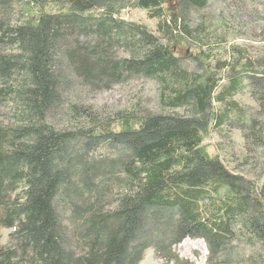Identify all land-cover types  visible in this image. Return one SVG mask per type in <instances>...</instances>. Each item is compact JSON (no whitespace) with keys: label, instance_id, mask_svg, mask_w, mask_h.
<instances>
[{"label":"trees","instance_id":"1","mask_svg":"<svg viewBox=\"0 0 264 264\" xmlns=\"http://www.w3.org/2000/svg\"><path fill=\"white\" fill-rule=\"evenodd\" d=\"M14 1L0 0V107L13 111L0 120V229L11 230L0 264H139L147 249L190 264L173 252L185 238L205 242L208 264H225L215 258L237 240L259 247L250 260L264 264V180L230 172L202 146L238 123L246 149L264 151V52L244 61L232 45L228 59L192 55L186 68L172 45L193 38L185 19L207 0H177L175 15L168 0H24L35 13L15 24ZM127 8L157 19L160 36L122 20ZM137 78L158 84L160 113L100 120L70 103L73 128L48 121L70 93ZM247 86L255 113L232 100Z\"/></svg>","mask_w":264,"mask_h":264},{"label":"rangeland","instance_id":"2","mask_svg":"<svg viewBox=\"0 0 264 264\" xmlns=\"http://www.w3.org/2000/svg\"><path fill=\"white\" fill-rule=\"evenodd\" d=\"M176 4L177 0H168L164 8L175 15ZM28 13L34 14L35 11L30 10L24 0H15L10 19L14 24L22 23ZM119 17L128 22L144 25L160 36L157 32L158 20L150 18L146 11L127 8L120 12ZM185 20V25H188L191 31L195 30L193 38H176L172 50L183 59L185 67L190 70L195 65L192 55L212 63L217 59L226 60L230 55L229 47L232 45H238L246 51L244 61L255 60L264 52V0H207L204 8L189 11ZM232 100L253 113L258 111V105L251 96L249 86L242 93L234 95ZM64 101L65 106L62 109H54L48 118V121L59 129H70L77 124V120L68 114L67 107L70 103L91 107L100 120L111 119L121 112L142 116L162 111L158 101V84L146 78L130 79L100 92L78 90L65 96ZM12 115L10 104L0 107L1 121H9ZM119 124L115 125L116 129ZM238 125L233 123V126L210 131L204 137L202 146L209 156L218 157L230 172L241 174L260 186L264 180L261 168L264 151H255L252 148L250 151L247 150ZM20 191L21 186L13 196ZM114 194L115 190L108 198L110 207L114 204ZM63 217V225L68 226L66 215ZM10 233L9 229H0V246H9ZM259 251V247L237 240L231 243L224 253L217 256L215 262L238 264L245 259L248 264H253L256 260L250 258L260 254ZM173 252L190 264H208L210 260L207 246L201 239L185 238L173 247ZM139 264L162 263L152 249H147Z\"/></svg>","mask_w":264,"mask_h":264}]
</instances>
